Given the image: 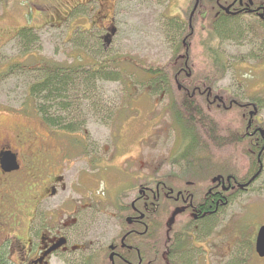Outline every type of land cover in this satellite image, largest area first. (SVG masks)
<instances>
[{
	"label": "flooded vegetation",
	"instance_id": "1",
	"mask_svg": "<svg viewBox=\"0 0 264 264\" xmlns=\"http://www.w3.org/2000/svg\"><path fill=\"white\" fill-rule=\"evenodd\" d=\"M79 1L85 0L75 3ZM47 2L60 11L61 1ZM69 8L59 13L67 15ZM60 18L51 12L43 20L55 23ZM181 19L185 26L184 16ZM229 21L237 24L234 37L224 31ZM186 22L182 43L187 54L178 71L190 76L194 24L202 32L209 26L200 45L217 63L221 56L216 41L224 37L237 39L244 31L248 40L264 41V0H193ZM213 63L210 67L217 68ZM211 85H177L190 95L188 101L198 104L193 109L207 125L198 133L200 149L211 155L208 159H179L185 146L181 145L173 156L177 159L144 170L138 142L133 154L117 149L104 157L88 143L83 125L74 130L49 128L41 119L44 132L30 127L0 132V264H217L218 214L260 175L264 127L260 99L248 96L239 101L231 93L215 92ZM230 113L232 123H241L239 115L245 121L250 142L245 151H256L257 168L252 170V162L242 160L239 176L217 173V126L221 116ZM117 131L119 143L122 130ZM79 159L84 162L80 168ZM72 169L74 176L69 175ZM255 236L256 232L250 243L253 250ZM233 237L229 233L224 256L238 244Z\"/></svg>",
	"mask_w": 264,
	"mask_h": 264
},
{
	"label": "rangeland",
	"instance_id": "2",
	"mask_svg": "<svg viewBox=\"0 0 264 264\" xmlns=\"http://www.w3.org/2000/svg\"><path fill=\"white\" fill-rule=\"evenodd\" d=\"M47 1L51 2L0 0V132L27 127L44 132L35 100L28 93V87L43 75L38 69L42 64H94L102 58L119 57L120 64L105 69L117 73L116 80L92 81L88 83L91 86L88 90L86 84L74 76L64 98L70 105L58 112L64 123L57 128L64 129L68 123H72V128L68 129L85 127L88 143L95 153L104 157L114 155L117 149L132 150L133 154L137 145L134 142H138L143 169L177 159L173 158L174 154L189 138L185 140L186 130L174 120L164 92H146L151 91V85L134 80L136 75L132 72L138 71L129 61L164 64L176 41H182L178 25L183 23L181 16H184L185 34L188 9L193 0H85L76 3L77 0H52L61 1L59 12L71 6L69 14L61 22L43 25L44 16L51 12L55 17H64L63 13L50 9ZM111 27L114 33L110 44L104 47L103 37ZM208 27L202 32L194 24L196 32L190 37L193 44L189 50L190 64L199 74L208 72L213 63L200 45L207 39ZM229 34L234 37L231 32ZM238 37L216 41L221 56L217 63L221 68L217 69V77L208 82L215 92L231 93L239 101L248 96L260 99V119L264 127V41L248 40L249 34L244 31ZM122 68L129 72L126 74ZM230 115H222L221 122L227 121ZM117 129L122 130L119 143L114 137ZM240 148H232L237 156L232 169L239 175L238 163L246 160ZM83 164L79 159L77 167ZM261 165V173L250 188L232 198L218 214L217 264H264V257L256 255L250 244L257 228L264 223V148ZM69 172L74 176L75 169ZM229 233L238 244L230 255L224 256L231 241L226 243Z\"/></svg>",
	"mask_w": 264,
	"mask_h": 264
},
{
	"label": "trees",
	"instance_id": "3",
	"mask_svg": "<svg viewBox=\"0 0 264 264\" xmlns=\"http://www.w3.org/2000/svg\"><path fill=\"white\" fill-rule=\"evenodd\" d=\"M68 14H64V17L60 18L58 22L63 21ZM46 24H48V22H45L43 25ZM178 28L182 32V40L184 36V30L182 29L183 23H180ZM224 31L227 34L230 32L236 33L238 31L236 22L229 21ZM183 47L182 41H176L170 58L165 61L164 64H145L137 60H131L129 63L138 71L136 73L132 72L136 75L134 80L139 81L141 84L151 85V91L148 89L146 92H153V94H156L157 91H161L165 93L169 99L167 107L170 113L174 117V120L180 123L186 130V135L189 138L188 142H184L185 146L181 158L188 157L190 160L208 159L211 155L200 149L202 138L198 133L200 127H207V125H203L204 121L198 117V111H194L193 109L197 107L198 104L188 101L187 98H189L190 95L186 91L179 89L177 85H182L183 83L185 84L191 81L197 83L201 80L207 82L212 81L217 77V69H220L221 66L214 62L213 65H217V68L210 67L211 69L204 74L191 72L190 76H188L186 72L178 71L179 67H182L184 64L185 47ZM120 62H122V59L119 57H106L94 64L57 65L45 63L39 66L38 69L42 71V77L38 78L28 87V93L35 100L40 115L39 117L45 121L49 128H57L64 123V118L60 117L58 112L65 110L68 105V103L64 101V98H66L65 92L69 84L74 81V76L77 75L78 81L84 82L86 84V89L90 90L91 86L88 83L92 81L100 79L116 80L118 74L106 72L105 69L109 65H118ZM122 70L127 74V68H122ZM197 95L198 94L195 93L194 96L191 97ZM238 120L241 123H237L234 126L230 125L229 118L227 121L221 122L217 126V132L219 131V135H217V147H220V151L217 152V173L227 174L231 172L239 176L237 171L232 169L237 159V156H234L235 152L232 149L233 147L238 148L241 146L240 151L243 152L245 159L252 162V170H255L258 166L255 158L256 151L252 153L245 152V148L250 145V142L244 132L246 125L245 121H242L240 115L238 116ZM62 128L63 127H61V129ZM68 128H72V123H68L64 127V129ZM226 148L229 149L225 150Z\"/></svg>",
	"mask_w": 264,
	"mask_h": 264
},
{
	"label": "water",
	"instance_id": "4",
	"mask_svg": "<svg viewBox=\"0 0 264 264\" xmlns=\"http://www.w3.org/2000/svg\"><path fill=\"white\" fill-rule=\"evenodd\" d=\"M110 31L103 37L104 38V47H107L110 44L111 36L114 33V27L109 29ZM261 136L264 138L263 132H261ZM255 251L258 256L264 257V224L261 225L256 234L255 238Z\"/></svg>",
	"mask_w": 264,
	"mask_h": 264
}]
</instances>
